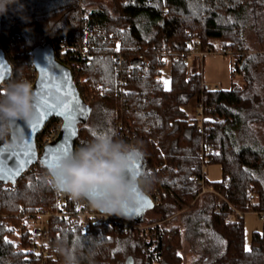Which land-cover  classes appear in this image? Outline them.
<instances>
[{
	"label": "trees",
	"instance_id": "trees-1",
	"mask_svg": "<svg viewBox=\"0 0 264 264\" xmlns=\"http://www.w3.org/2000/svg\"><path fill=\"white\" fill-rule=\"evenodd\" d=\"M250 28L263 48L249 46ZM197 36L203 51L231 49L232 73L241 74L243 84L210 88L202 71L189 72V41ZM48 40L65 45L68 63L75 47L92 55H80L75 70L89 106L77 147L99 134L140 146L151 180L147 192L157 188L162 195L155 210L164 221L180 213L183 225L144 217L128 230L95 220L83 230L73 212L68 220L51 215L47 252H35L39 238L23 224L24 214L56 210L60 197L45 183L49 169L40 158L16 182L0 179V264L64 263L56 251L60 240L77 244L80 264H127L130 256L134 264H184V240L193 264H264V231L253 233L250 247L245 235V213L264 211V186L255 173L264 167V143L253 125L264 122V0H16L0 14V44L13 65V78L0 92L13 80H36L32 49ZM140 54L149 57V69L140 65ZM167 55L169 87L157 78ZM195 98L212 116L203 123L185 109ZM60 120L51 117L38 135L40 151ZM207 142L223 177L206 178L215 191L201 193L195 175L203 170ZM250 191L259 198L252 200ZM16 231L19 242L8 237Z\"/></svg>",
	"mask_w": 264,
	"mask_h": 264
},
{
	"label": "clouds",
	"instance_id": "clouds-1",
	"mask_svg": "<svg viewBox=\"0 0 264 264\" xmlns=\"http://www.w3.org/2000/svg\"><path fill=\"white\" fill-rule=\"evenodd\" d=\"M16 0H0L4 14ZM33 86L26 79L13 80L0 92V141L19 145L18 122L33 116ZM11 138V139H10ZM145 153L138 145L99 134L92 140L61 155L45 174L44 181L58 194L72 201H87L88 205L105 216H124L126 209L145 196L151 183L149 175H132ZM56 251L64 264H80L77 244L57 242Z\"/></svg>",
	"mask_w": 264,
	"mask_h": 264
},
{
	"label": "water",
	"instance_id": "water-1",
	"mask_svg": "<svg viewBox=\"0 0 264 264\" xmlns=\"http://www.w3.org/2000/svg\"><path fill=\"white\" fill-rule=\"evenodd\" d=\"M33 63L37 69V78L32 84L33 86V116L28 121L18 122V132L21 137V143L19 145H12L10 143H4L0 146V152L5 154L9 152L20 153V159L24 160V167L20 173L27 170L32 164L36 163L40 158L43 159L44 163L50 169L47 161L50 158V153L68 142L72 145V149L77 147V135L79 124L86 120V110L88 104L86 103L80 87L75 79V72L65 61L60 59L55 50V46L52 40H48L42 45L35 46L32 49ZM0 74L3 75V79H0V84L9 80L13 76V65L6 55L4 47L0 44ZM49 98L50 103H55L56 106L49 107L47 109H41L45 115L43 119H40L39 111L37 110L36 103L38 99ZM61 101L63 103H61ZM68 105L70 114L75 117V124L72 125L76 135L69 137L66 132V125L70 122L66 119V112L64 105ZM83 110V111H81ZM62 117L63 123L61 130L57 137L46 145L42 151L38 145V135L44 129L48 120L53 116ZM34 125V126H33ZM11 139V138H10ZM24 152H30V157H25ZM30 159L31 162H27ZM144 158L139 162V167L134 169L132 175H138L144 173ZM15 166V158L9 161V167ZM15 169L12 171L6 170L5 178L11 182H16L18 175H13ZM19 173V174H20ZM10 177V178H9ZM147 200V204L144 206H138L135 204L134 207L126 209V213L123 217L126 219L134 220L139 218L145 208H153L154 201L150 193H146L143 196ZM150 205V206H149ZM134 258L130 256L127 264H133Z\"/></svg>",
	"mask_w": 264,
	"mask_h": 264
},
{
	"label": "built area",
	"instance_id": "built-area-1",
	"mask_svg": "<svg viewBox=\"0 0 264 264\" xmlns=\"http://www.w3.org/2000/svg\"><path fill=\"white\" fill-rule=\"evenodd\" d=\"M83 32L86 33L87 28H83ZM115 41L119 44L117 39H115ZM54 46H55L57 56L60 59H62L63 61H65L64 58H66V53H67L65 45L62 42H58L57 44H54ZM189 47H190V50H189L188 55L197 53V54H201L202 56H204L205 53L208 52V51H203V49L201 48V40H200L199 36H197L194 39L189 41ZM218 52L223 53L221 50ZM230 52H231V49H225L224 50V54H228ZM80 55L82 56L83 59L92 57V55L88 51V49L82 50L81 47H75L73 49V56L75 57V59H73L69 63L65 61L70 67H72L74 72L76 69H78L82 66V62H81L82 60H80ZM138 60H139V63L143 67L144 70H147L150 68L151 61H150L149 57H147L144 54H140L138 56ZM168 61L171 63L172 58H171V56L167 55L163 58V66ZM163 66L160 68L161 74L157 75V78L161 79V80H162V68H163ZM12 78H13V76H12ZM75 79H76V74H75ZM79 79H80V81H82V78H79ZM17 80H20V79H17ZM4 83L5 82H3L0 85H4ZM31 83L33 84L34 82H31ZM198 107H199V109H201V111L198 112L200 114V118H199L200 123H203V121L206 118L212 117L211 115H208L204 111V105L201 101H198ZM62 123H63V120L58 121L48 131L46 136L42 139V142H41L42 150L46 145H48L49 143L54 141V139L57 137V135L59 134V132L61 130ZM213 151H214L213 143L207 142L204 145V149L202 152V157L204 159L203 170H202L201 174L195 175L196 181H202L203 182V189H202L201 193H206L209 191H215L212 185L206 184V178H208L207 173H206V166L214 158ZM150 194L152 196V199H153L155 205H161L162 204V195L160 194V192L157 188H155L154 191ZM248 194L252 200H257L259 198V195L253 191H250ZM70 204H72V208H71ZM72 212L75 213V216L79 219L80 226L83 230H86L88 228L90 222L93 220L104 221L108 224L116 223L118 226H121L125 230H128L131 227L135 226L134 221L131 219L118 217L116 215H111V216L102 215L100 212H98L97 210L90 207L88 205L87 201L75 202V201H72L66 195H60L59 206L56 210H53V211L43 210V211L37 212L35 214H31V213H25L24 214L23 224H26L29 227V229L35 235H37L39 238V242L33 246V250L35 252H47L46 245H47L48 238H49L48 225H49L50 216L51 215H57V216H60L62 218H66L68 220L70 218ZM258 213H259L261 219L264 220V211H258ZM52 264H64V263L63 262H57V263L53 262Z\"/></svg>",
	"mask_w": 264,
	"mask_h": 264
},
{
	"label": "rangeland",
	"instance_id": "rangeland-1",
	"mask_svg": "<svg viewBox=\"0 0 264 264\" xmlns=\"http://www.w3.org/2000/svg\"><path fill=\"white\" fill-rule=\"evenodd\" d=\"M246 39L251 48L260 49L262 47V45L257 42L258 39L255 31L251 28L246 30ZM218 44L220 45L219 42ZM221 48L222 46L220 45L219 49L221 50ZM232 60L233 56L231 54H223L221 52H206L204 56L194 53L187 57L188 70L189 72L194 70L202 71L204 80L210 88H230L233 81L243 84L245 80L241 74L233 75ZM262 78L264 80V73H262ZM162 80L164 84L169 87L171 80V63L169 61L162 68ZM185 109L191 117L200 118V114L198 112L201 111V109L198 107V100L196 98L193 99L185 107ZM88 120L89 118H86V120L82 121L81 124L86 123ZM253 125L257 138L261 143H264V122ZM206 173L210 181L221 180L223 177L221 164L209 162L206 166ZM255 173L260 178L264 186V167H260L255 171ZM144 217H147L148 219L155 218L160 221L163 218V214L159 210H155L154 207L145 208L139 218ZM182 217L183 216L179 213L174 217L168 218L166 221L161 220V222L168 227L178 224L182 227ZM245 228L246 245L250 247L253 233L255 231H264V220L261 219L257 211L250 210L245 213ZM8 237L13 239L15 242L20 241L18 231ZM183 254L184 264H193L195 257L189 240H184Z\"/></svg>",
	"mask_w": 264,
	"mask_h": 264
},
{
	"label": "snow or ice",
	"instance_id": "snow-or-ice-1",
	"mask_svg": "<svg viewBox=\"0 0 264 264\" xmlns=\"http://www.w3.org/2000/svg\"><path fill=\"white\" fill-rule=\"evenodd\" d=\"M0 79H3L2 74H0ZM61 103H63V102L61 101ZM54 106H56V104L50 103L49 98L38 99L37 103H36V107H37V110L39 111L40 119H43V117L45 115L44 111H40L41 109H47L49 107H54ZM64 108H65V112L67 113L66 119L70 122L69 125H66V132H67V135L69 137H72V136L76 135V132H75L74 128L72 127V125L75 124V117L70 114L68 105L65 104ZM81 111H83V110H81ZM93 135H95V133H93ZM71 149H72V145L68 142H65L64 144L58 146L54 150V152L50 153V158L47 161L49 167H52L53 163L56 159H58L61 155L67 154ZM20 155H21L20 153H15V152H9L7 154L0 152V179L5 178L6 170L12 171L13 168L15 169V171L13 172V175H19V173L23 169L24 163H25L24 160H21L19 158ZM23 155L25 157H30V152H24ZM13 157L15 158V166L9 167V161L12 160ZM27 162H31L30 159ZM138 167H139V165L134 166L133 169L129 170L130 173L132 174L133 170L138 168ZM146 204H147V200L144 197H141L136 201V205H138V206H144ZM245 250L248 251L249 249L246 247Z\"/></svg>",
	"mask_w": 264,
	"mask_h": 264
}]
</instances>
